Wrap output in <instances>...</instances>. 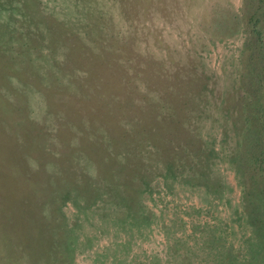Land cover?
<instances>
[{
	"label": "rangeland",
	"instance_id": "374dc122",
	"mask_svg": "<svg viewBox=\"0 0 264 264\" xmlns=\"http://www.w3.org/2000/svg\"><path fill=\"white\" fill-rule=\"evenodd\" d=\"M261 113L264 0H0V264H264Z\"/></svg>",
	"mask_w": 264,
	"mask_h": 264
},
{
	"label": "trees",
	"instance_id": "16d2710c",
	"mask_svg": "<svg viewBox=\"0 0 264 264\" xmlns=\"http://www.w3.org/2000/svg\"><path fill=\"white\" fill-rule=\"evenodd\" d=\"M102 42H104L103 44H102V47H103V49L104 50H106V49H109V48H106V46L108 45V43H106L105 42V40L104 41H102ZM108 47V46H107ZM112 62V61H111ZM110 62V63H111ZM251 62H252V60H251ZM110 63H108V64H106L105 62H104V66H107V67H109V68H111V66H109L110 65ZM143 64V63H142ZM138 71H137V73H142L143 72V68L142 67H138ZM151 70V69H150ZM152 71V70H151ZM179 71V70H178ZM177 71V72H178ZM182 71V70H181ZM179 73L180 72H178V73H176L175 75H177V77L175 76V75H173V76H171V78L168 76L167 78H165L163 75H156V77H155V73H151V75H153L155 78H157L156 79V81H155V85H156V88H155V90L154 91H157V90H159L160 92H161V94L162 95H160V96H162V97H160L161 99L160 100H163L161 103H162V105H160V103L158 104V103H153V102H151L150 101V98L148 97V94L146 95V97H144V98H142L143 100H145L146 102H148V106L147 107H149V108H151L152 107V117L155 119V120H160V119H162L163 121H165L166 122V118H163V116L157 111L158 109H156V108H159V107H161L162 109L163 108H165V105H166V103L165 102H170L169 104H170V106H169V109L171 108V115L170 116H168V118L167 119H170V117L171 116H173V115H178L179 117V121L176 123L177 125H178V129L176 130V131H174V132H170L171 133V135L172 134H176V137H177V139H179L180 140V138L179 137H181V135H182V133L185 131L184 130V123L183 122H181V123H179L180 122V120L182 119V118H189V113L190 114H192L191 113V111L190 110H196V109H194L195 108V106H194V100L197 98V97H200V95H195V92H196V86H197V84L196 85H194V84H191L192 82H195V79H193L192 78V75L191 74H184V77H182L181 75H179ZM251 73V72H250ZM129 75L130 74H125V76L127 77V81H128V78H129ZM138 76V75H137ZM173 77H174V79H176L177 78V81L179 80V82L178 83H176L175 84V81H173ZM131 79V78H130ZM197 79V78H196ZM199 80V79H198ZM258 81H260V78L258 79ZM189 84H190V86H189ZM259 89V88H258ZM140 93H142L141 91L139 92V94ZM103 94H105L104 92H103ZM95 95H97V96H99V97H102V91H100V92H95ZM114 98V96H109V99L110 100H104V102H106L107 104H109V105H112L113 104V98ZM156 98H158L157 96H156ZM186 98V99H185ZM195 98V99H194ZM115 99V98H114ZM182 99H185V101H191L193 104H189V107H191V109L189 110V109H187L186 108V105H184L181 101H182ZM137 108H139L140 109V111H142V115H140L139 114V116L138 115H135L136 116V120H139V121H141V123H140V128H141V130H144V131H148V130H150V128H151V123H149V120L147 119V117H146V119L144 120V116L143 115H145V112H143V110H144V108L143 107H141V106H137ZM143 109V110H142ZM135 111V110H134ZM139 111V110H138ZM139 111V112H140ZM199 110H196V113L198 112ZM141 113V112H140ZM185 113H187V114H185ZM167 121H170V123H172L171 122V120H167ZM259 121H260V124H261V129H260V133H262L263 132V129H264V114L263 113H261V114H259ZM167 124L169 123V122H166ZM166 124V125H167ZM148 126H150V128H148ZM161 127H163V126H161ZM153 136H156V135H160L159 136V138L161 139V138H163V137H165V136H163L164 134V132L165 131H161V133H160V130H159V126H157V125H154L153 126ZM158 133V134H157ZM169 133V132H168ZM263 134V133H262ZM174 136V135H173ZM172 136V138H175V137H173ZM113 138H115V137H113ZM167 138H169V137H166V139ZM172 138L169 140L168 139V152H172V153H174V150L176 149L177 150V153H179L180 151H182V149H184V146H183V144L181 143V144H179V146L178 147H173L172 148V145L171 144H173V141H172ZM186 144V143H185ZM117 145H119V143H116V146ZM159 146H161V149H163V147H162V145H159ZM194 146H192L191 148H193ZM261 155V154H260ZM172 165H175V164H172ZM194 166V164L192 163L190 166ZM264 170H262V169H260V167H258L257 169H256V171L254 172V174H253V177L252 176H250L251 177V179H252V181H254V178H257V180L258 181H260V180H264V172H263ZM264 189H262V191H263Z\"/></svg>",
	"mask_w": 264,
	"mask_h": 264
}]
</instances>
